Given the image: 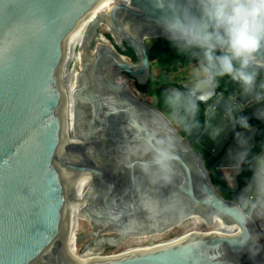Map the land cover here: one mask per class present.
Instances as JSON below:
<instances>
[{"label":"water","instance_id":"obj_1","mask_svg":"<svg viewBox=\"0 0 264 264\" xmlns=\"http://www.w3.org/2000/svg\"><path fill=\"white\" fill-rule=\"evenodd\" d=\"M162 14L153 0H0V264H264V223L254 215L264 218V147L248 161L247 184L237 185L257 129L237 127L264 123V49L254 65L263 73L250 89L215 90L205 99L195 142L216 157L226 199L169 118L115 83L121 74L148 81L147 41L167 37L157 22ZM177 87L187 91L192 78ZM138 130L174 136L179 159L171 184L151 185L139 170L150 154ZM60 204L91 225L70 239L89 237L78 260L59 247ZM241 211L254 235L243 247L233 241ZM178 224L155 246L96 257L128 237Z\"/></svg>","mask_w":264,"mask_h":264},{"label":"clouds","instance_id":"obj_2","mask_svg":"<svg viewBox=\"0 0 264 264\" xmlns=\"http://www.w3.org/2000/svg\"><path fill=\"white\" fill-rule=\"evenodd\" d=\"M153 5L163 13L157 22L171 45L195 61L192 87L187 91L170 88L163 93L169 122L191 134L200 126L198 102L214 94L220 78L230 77L245 89L253 86L257 77L254 67L257 53L264 49V0H153ZM193 7L199 15L193 13ZM136 138L143 143L142 151L150 154V160L139 163V170L148 183L171 184L179 159L174 136L155 130L147 134L138 130ZM137 151H141L140 146L131 150L133 155ZM125 166L132 170L136 162L129 159ZM131 179L139 192L135 177ZM141 207L150 213L143 203ZM238 221L242 227L233 241L241 247L253 244L254 235L246 228L249 218L241 211ZM257 239L256 236L254 243Z\"/></svg>","mask_w":264,"mask_h":264},{"label":"trees","instance_id":"obj_3","mask_svg":"<svg viewBox=\"0 0 264 264\" xmlns=\"http://www.w3.org/2000/svg\"><path fill=\"white\" fill-rule=\"evenodd\" d=\"M147 53L151 62H155L157 67L163 72V74L158 75L156 78L151 74L146 83L138 84L132 79L133 86L140 92L146 95L147 99L152 100V104L156 106L160 111H162L166 117H168V110L163 104V93L166 89L178 88L174 79L169 78L168 74L179 73V68H182L188 64H195V61L190 59L187 55L179 53L170 43L167 37H155L147 42ZM151 69V68H150ZM257 72V77H259L263 71L255 69ZM175 78V77H174ZM242 85L238 82H234L230 77H222L219 79V86L215 89L216 92L230 95L237 92ZM209 104V101H203L199 103L200 113L198 119L200 121V126L198 129L194 130L191 134L183 131L182 128L176 127L178 133L186 139L202 156L206 168L209 171V175L212 181L215 183L220 192L224 195L226 199L230 198V192L227 185L218 175L216 169L214 168V162L216 157L211 155L208 151L201 148L196 142V137L201 133L204 125V110ZM169 118V117H168ZM247 126H256V132L254 134V146L248 150L244 160L242 161L241 172L237 175V185L242 187L247 184L250 175V168L248 161L249 159L256 155L264 147V123L251 119L245 126H238L237 130H240Z\"/></svg>","mask_w":264,"mask_h":264},{"label":"rangeland","instance_id":"obj_4","mask_svg":"<svg viewBox=\"0 0 264 264\" xmlns=\"http://www.w3.org/2000/svg\"><path fill=\"white\" fill-rule=\"evenodd\" d=\"M194 65H195L194 63L188 64L182 68H179L180 71L179 73L168 74L167 76L171 79H174L175 83L178 84L182 82L184 79H190L193 77ZM150 68H151L150 69L151 74L155 78L158 75L163 74V72L157 67L154 61L150 63ZM121 77L125 78V81L122 84L127 87L130 79L124 77V75H121ZM143 97L144 96H141V99H143ZM146 101L149 103L152 102L151 99H146ZM59 217H60L59 219L60 231L58 234V238H59L60 250H63L64 253H66L72 259L78 260V256L82 250V247L89 241V237H84L82 240H80L77 243H71L70 239L73 235L90 230L91 229L90 222L86 219L77 217L76 215L67 212L65 209L64 210L59 209ZM178 227L179 224L158 234L128 237L123 241L119 242L118 244L114 245L113 247L109 248V250H106V252L116 253V252H120L125 248H130L137 245L142 246L149 244H158L159 242L167 238L169 235L174 233L176 230H178Z\"/></svg>","mask_w":264,"mask_h":264},{"label":"built area","instance_id":"obj_5","mask_svg":"<svg viewBox=\"0 0 264 264\" xmlns=\"http://www.w3.org/2000/svg\"><path fill=\"white\" fill-rule=\"evenodd\" d=\"M121 75H124V77L130 79V80H129V84H128L127 87L124 86V85L122 84V83L125 81V78H122ZM121 75H119V76H117V77L115 78V83H117V85H119V86L122 87L123 89H125V90H127V91L133 93L134 95L139 96V97L141 98L140 93H139V92L135 89V87L133 86V83H132V79H131V77H129V76L126 75V74H121ZM143 99L146 100V97H143ZM155 245H157V244H149V245H142V246L137 245V246H133V247H148V246H155ZM125 249H126V248H125ZM123 250H124V249H123ZM121 251H122V250H121ZM118 253H119V252H116V253H108V252L104 251L103 253L99 254V255L96 256V257L109 256V255H116V254H118Z\"/></svg>","mask_w":264,"mask_h":264},{"label":"bare ground","instance_id":"obj_6","mask_svg":"<svg viewBox=\"0 0 264 264\" xmlns=\"http://www.w3.org/2000/svg\"><path fill=\"white\" fill-rule=\"evenodd\" d=\"M69 70H70V53H69V51L67 49L65 54H64L62 69H61V73H60V79H61L60 87H61V89L64 87V85L66 83V80H67V77H68V74H69ZM60 209L61 210L65 209L67 212L71 213V211H69L68 208L64 207L61 204H60Z\"/></svg>","mask_w":264,"mask_h":264},{"label":"flooded vegetation","instance_id":"obj_7","mask_svg":"<svg viewBox=\"0 0 264 264\" xmlns=\"http://www.w3.org/2000/svg\"><path fill=\"white\" fill-rule=\"evenodd\" d=\"M132 79V78H131ZM136 89V88H135ZM137 90V89H136ZM138 91V90H137ZM139 93H140V95L141 96H144V97H146V95L145 94H143L142 92H140V91H138ZM147 99V98H146ZM254 215H255V217L259 220V221H262L263 223H264V218H263V216L260 214V213H258L256 210H254ZM109 250V249H108Z\"/></svg>","mask_w":264,"mask_h":264}]
</instances>
